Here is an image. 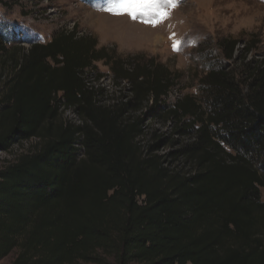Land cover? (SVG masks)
<instances>
[{
	"label": "trees",
	"instance_id": "obj_1",
	"mask_svg": "<svg viewBox=\"0 0 264 264\" xmlns=\"http://www.w3.org/2000/svg\"><path fill=\"white\" fill-rule=\"evenodd\" d=\"M237 45L221 41L231 65L204 73L198 99L165 107L176 75L153 59L123 60L76 29L22 53L0 34V69L12 71L0 91V151L37 141L0 170V260L264 264V61L247 60L254 48L244 44L235 67ZM100 62L126 84L124 102L106 104L105 90L88 86L105 77ZM147 116L190 141L164 156L177 141L154 135L143 147Z\"/></svg>",
	"mask_w": 264,
	"mask_h": 264
},
{
	"label": "rangeland",
	"instance_id": "obj_2",
	"mask_svg": "<svg viewBox=\"0 0 264 264\" xmlns=\"http://www.w3.org/2000/svg\"><path fill=\"white\" fill-rule=\"evenodd\" d=\"M162 7H166L168 18L153 27L142 22L145 17L132 20L127 15H112L81 0H0V34L7 41L8 49L16 48L22 53L29 49L31 42H47L56 32L76 29L78 36L95 38L97 48H107L110 54L123 60L133 55L153 59L176 75L174 88L164 99L165 107H171L187 95L198 99V81L204 73L218 63L231 65L221 56L219 44L223 40L238 41L233 57L235 67H240L238 59L244 44L254 48L247 60L264 61V0H177L175 7ZM174 43L178 44V50L173 49ZM95 65L102 75H111L102 62ZM1 69L0 91L12 75L10 68ZM102 89L106 92V104L125 97L123 85H112L105 80ZM150 106L151 103L147 105ZM62 114L67 121H74L73 116L64 111ZM145 114L144 109L136 116ZM145 126L139 139L145 148L155 142L154 135L177 141V146L162 147L159 155H167L190 141L173 135L170 124L149 116ZM36 142L30 140L7 152L0 151V170L33 149ZM173 166L184 167L181 162ZM261 200L264 202V190H261ZM15 255L16 252L0 260V264H12Z\"/></svg>",
	"mask_w": 264,
	"mask_h": 264
},
{
	"label": "snow or ice",
	"instance_id": "obj_3",
	"mask_svg": "<svg viewBox=\"0 0 264 264\" xmlns=\"http://www.w3.org/2000/svg\"><path fill=\"white\" fill-rule=\"evenodd\" d=\"M177 0H111L110 6L105 11L112 15H127L132 20L145 17L142 22L155 27L168 18L167 7H175ZM173 49L178 50V44H173Z\"/></svg>",
	"mask_w": 264,
	"mask_h": 264
},
{
	"label": "built area",
	"instance_id": "obj_4",
	"mask_svg": "<svg viewBox=\"0 0 264 264\" xmlns=\"http://www.w3.org/2000/svg\"><path fill=\"white\" fill-rule=\"evenodd\" d=\"M105 80L111 82V84L113 85V83H112L110 77L105 76V77H103L102 79H100L98 82H94L93 80H90L91 83H90V84L88 83V86H94V87H96V88H98V87L103 88V87H104V81H105ZM122 85H123V86H126L125 83H123ZM107 88H108V87H107ZM122 100L125 101V99H122ZM122 100H121V101H122ZM64 114H68V115L73 116L74 121H70V120H69V122H72V123H74V124H79V123H80L79 120H78V118H77V117H76V116H75L70 110H64Z\"/></svg>",
	"mask_w": 264,
	"mask_h": 264
}]
</instances>
